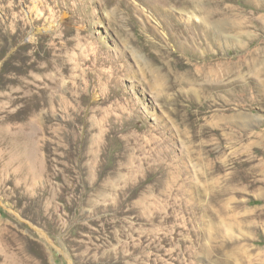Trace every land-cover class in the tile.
Here are the masks:
<instances>
[{"label":"rangeland","instance_id":"1","mask_svg":"<svg viewBox=\"0 0 264 264\" xmlns=\"http://www.w3.org/2000/svg\"><path fill=\"white\" fill-rule=\"evenodd\" d=\"M0 264H264V0H0Z\"/></svg>","mask_w":264,"mask_h":264},{"label":"bare ground","instance_id":"2","mask_svg":"<svg viewBox=\"0 0 264 264\" xmlns=\"http://www.w3.org/2000/svg\"><path fill=\"white\" fill-rule=\"evenodd\" d=\"M208 5H205V6H203L202 7V10H203V14H204V20L205 21H207L208 20V17L209 16H211V15H209V13H212L213 14V12H216V10L215 9H213V7H212V9H210L209 7L210 6H213V4H211L210 2L209 3H207ZM213 11V12H212ZM206 14V15H205ZM216 14V13H215ZM218 15V14H217ZM221 16V15H220ZM216 19V18H215ZM210 21H212V20H210ZM228 23V22H227ZM226 26L227 25H225V22H224V20L222 19V21L216 26L217 27V29L219 30V32H223L224 30H225V28H226ZM187 38V37H186ZM204 43V42H203ZM204 45V44H203ZM198 46V45H197ZM206 48V47H205ZM249 66V65H248ZM242 71V70H241ZM242 73V72H241ZM240 75H242V74H240ZM248 78V77H247Z\"/></svg>","mask_w":264,"mask_h":264}]
</instances>
